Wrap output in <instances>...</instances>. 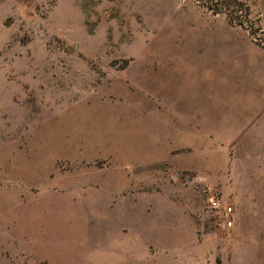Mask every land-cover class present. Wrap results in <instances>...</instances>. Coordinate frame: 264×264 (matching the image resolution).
<instances>
[{
    "label": "rangeland",
    "instance_id": "374dc122",
    "mask_svg": "<svg viewBox=\"0 0 264 264\" xmlns=\"http://www.w3.org/2000/svg\"><path fill=\"white\" fill-rule=\"evenodd\" d=\"M237 1L254 36L196 0H0V264H264V0Z\"/></svg>",
    "mask_w": 264,
    "mask_h": 264
},
{
    "label": "trees",
    "instance_id": "16d2710c",
    "mask_svg": "<svg viewBox=\"0 0 264 264\" xmlns=\"http://www.w3.org/2000/svg\"><path fill=\"white\" fill-rule=\"evenodd\" d=\"M203 8L213 15L225 14L230 24L245 28L254 36V25L249 11L237 0H196Z\"/></svg>",
    "mask_w": 264,
    "mask_h": 264
},
{
    "label": "built area",
    "instance_id": "2783aa9c",
    "mask_svg": "<svg viewBox=\"0 0 264 264\" xmlns=\"http://www.w3.org/2000/svg\"><path fill=\"white\" fill-rule=\"evenodd\" d=\"M208 206L213 213V217L220 221L223 228L230 229L233 227L234 212L230 206L224 205L221 199L216 198L208 199Z\"/></svg>",
    "mask_w": 264,
    "mask_h": 264
}]
</instances>
